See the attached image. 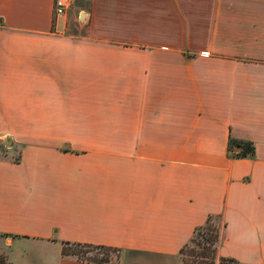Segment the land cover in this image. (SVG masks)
<instances>
[{"label": "crops", "instance_id": "crops-1", "mask_svg": "<svg viewBox=\"0 0 264 264\" xmlns=\"http://www.w3.org/2000/svg\"><path fill=\"white\" fill-rule=\"evenodd\" d=\"M2 142L4 264H181L208 217L214 264H264V0H0Z\"/></svg>", "mask_w": 264, "mask_h": 264}, {"label": "trees", "instance_id": "trees-1", "mask_svg": "<svg viewBox=\"0 0 264 264\" xmlns=\"http://www.w3.org/2000/svg\"><path fill=\"white\" fill-rule=\"evenodd\" d=\"M234 148L238 149L236 153L232 152ZM227 150L230 152L231 156H235V157H251L253 155V147L250 143H242V142L229 140ZM215 218L218 219V217H208L202 226L194 230L188 242H192V239L196 235L200 237L201 242L198 241L197 243H195V246L198 248V250L190 251L188 255V260L185 261L183 259V249L186 247L188 243L187 242L179 251L181 264H214L216 259L215 256L216 244H217L218 232L220 228V226L215 227L214 225L210 224L211 221ZM70 248H91L101 251L102 255L101 257L83 258V256L81 257L74 251H71ZM111 251L117 252L115 249H110L106 247L64 243L62 244V248H61V256L73 257L77 260L91 264H107L109 263L107 253ZM224 262H225L224 260L219 261L220 264ZM0 264H4L3 259L1 257H0Z\"/></svg>", "mask_w": 264, "mask_h": 264}, {"label": "rangeland", "instance_id": "rangeland-1", "mask_svg": "<svg viewBox=\"0 0 264 264\" xmlns=\"http://www.w3.org/2000/svg\"><path fill=\"white\" fill-rule=\"evenodd\" d=\"M67 31L68 32H76L77 29H75V27L73 25H68L67 26ZM17 147H14L10 153H6L5 151V144L4 142H2V144H0V158H7V159H13L16 157L17 155ZM212 225H214L215 227L220 226V222L218 219H213L211 221ZM202 233V232H200ZM198 241L201 242L200 237H198L197 235L192 239V242H188L186 247L183 249V259L185 261L188 260V255L190 251H197L198 248L195 246V243H197ZM71 251H74L75 253H77L79 256H83V258H91V257H101V251L95 250V249H91V248H70ZM103 253V252H102ZM2 258V256H0ZM107 257L109 260V263H117L119 260V253L118 252H108L107 253Z\"/></svg>", "mask_w": 264, "mask_h": 264}, {"label": "built area", "instance_id": "built-area-1", "mask_svg": "<svg viewBox=\"0 0 264 264\" xmlns=\"http://www.w3.org/2000/svg\"><path fill=\"white\" fill-rule=\"evenodd\" d=\"M74 0H51L53 23L65 19L72 9Z\"/></svg>", "mask_w": 264, "mask_h": 264}]
</instances>
